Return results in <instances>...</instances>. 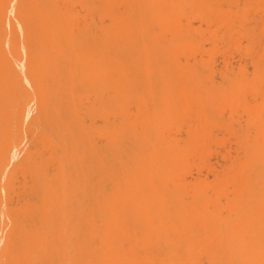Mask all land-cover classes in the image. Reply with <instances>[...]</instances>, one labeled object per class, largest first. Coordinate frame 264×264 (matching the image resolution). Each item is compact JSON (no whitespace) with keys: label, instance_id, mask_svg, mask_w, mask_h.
Wrapping results in <instances>:
<instances>
[{"label":"rangeland","instance_id":"rangeland-1","mask_svg":"<svg viewBox=\"0 0 264 264\" xmlns=\"http://www.w3.org/2000/svg\"><path fill=\"white\" fill-rule=\"evenodd\" d=\"M148 3L143 18H160V26L151 31L156 21L145 22L143 35L155 36L142 39L139 67L134 54L124 57L129 81L115 87L122 92L113 93L108 113L110 198L121 204L110 223L119 239L108 250L118 264L172 249L200 264H264V0ZM136 74L142 79L130 82ZM95 121L101 126L103 117ZM14 187L12 206L34 197ZM24 252L37 256L26 264H49L43 249Z\"/></svg>","mask_w":264,"mask_h":264},{"label":"bare ground","instance_id":"bare-ground-1","mask_svg":"<svg viewBox=\"0 0 264 264\" xmlns=\"http://www.w3.org/2000/svg\"><path fill=\"white\" fill-rule=\"evenodd\" d=\"M145 1L156 0H0V264L37 258L28 248L45 250L49 264H118L108 250L119 239L110 223L121 205L110 198L108 113L115 87L129 81L124 57L134 54L139 67L142 39L154 35H143ZM128 35L140 40L132 43ZM59 38L65 40L53 44ZM132 78L138 83L142 76ZM96 116L103 117L101 126ZM50 162L57 166L53 174ZM30 175L37 181L31 185ZM16 183L34 197L12 206ZM160 252L140 264H200L178 250Z\"/></svg>","mask_w":264,"mask_h":264}]
</instances>
